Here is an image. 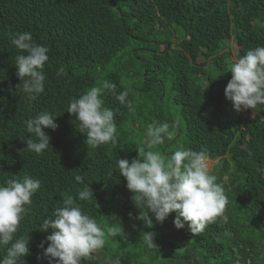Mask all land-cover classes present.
I'll return each instance as SVG.
<instances>
[{
	"label": "trees",
	"instance_id": "16d2710c",
	"mask_svg": "<svg viewBox=\"0 0 264 264\" xmlns=\"http://www.w3.org/2000/svg\"><path fill=\"white\" fill-rule=\"evenodd\" d=\"M25 31L50 49L45 90L34 101L19 85L10 43L11 33ZM258 46L264 0H0V184L25 174L41 181L16 234L28 238L24 264H49L47 243L39 246L50 232L40 224L84 185L93 199L76 200L82 211L101 228H122L113 248L82 264H106L98 252L110 264H264V106L235 113L224 96L232 55ZM103 82L116 84V94L127 89L131 108L105 95L117 144L93 149L66 111L72 98ZM44 111L58 127L43 129L50 147L37 155L24 150L25 122ZM129 121L140 136L128 137ZM160 121L172 136L151 148L147 127ZM180 148L207 152L228 199L223 216L199 234L176 230L175 213L145 228L116 168L142 149L166 158ZM143 232L154 234L156 248L146 246Z\"/></svg>",
	"mask_w": 264,
	"mask_h": 264
},
{
	"label": "clouds",
	"instance_id": "9594fccd",
	"mask_svg": "<svg viewBox=\"0 0 264 264\" xmlns=\"http://www.w3.org/2000/svg\"><path fill=\"white\" fill-rule=\"evenodd\" d=\"M10 43L17 50L14 58L16 76L21 81L22 92L34 101L45 90V64L49 60V47L37 43L30 32L10 34ZM61 68L58 75L63 74ZM231 79L224 96L235 113L248 112L264 106V46L248 50L230 65ZM116 84L103 82L93 86L70 100L67 113L78 122V131L84 135L90 148L117 144V122L112 109L105 107V95L111 93L120 105L131 108L127 89L116 94ZM48 111L25 122L28 139H24V150L42 154L50 147V137L43 129L55 130L58 126ZM169 124L160 121L147 127V143L155 148L171 139ZM23 139V138H22ZM205 150L194 151L180 148L165 158L160 151L141 150L136 158L116 161L119 176L126 181L132 194L131 200L139 214L137 220L145 228L153 222L162 224L171 213H175L173 225L176 230L187 228L191 234H199L218 217H222L228 203L223 186L210 170ZM214 165V164H213ZM213 167V166H212ZM74 180L83 184L84 177L76 175ZM41 181L25 174L22 179H9L0 184V264H24L23 257L29 255L28 238H17L26 206L31 205L33 195L40 189ZM93 192L84 185L74 198L69 195L57 207L52 216L40 224L41 232H50L41 242L43 256L49 264H82L106 243V232L96 220L84 213L76 200L90 201ZM121 228V225H120ZM115 224L107 230L108 236H116ZM148 248H156L154 234L143 232ZM40 259V257H38ZM119 264V261H114Z\"/></svg>",
	"mask_w": 264,
	"mask_h": 264
},
{
	"label": "rangeland",
	"instance_id": "374dc122",
	"mask_svg": "<svg viewBox=\"0 0 264 264\" xmlns=\"http://www.w3.org/2000/svg\"><path fill=\"white\" fill-rule=\"evenodd\" d=\"M232 47H233V49H234L235 52H236V45L233 44ZM232 58H233V60H235L234 57H233V55H232ZM109 67H114V62H112V63L109 65ZM124 129H125V128H124ZM126 132H127V134H130V135H128V137H133V135H131V134H137L138 136H140V135H139L138 128H135V127L133 126L132 121L127 122ZM134 140L137 141V140H138L137 137H134ZM166 158H167V157H166ZM208 164H209V166H210V170H211V169H212V166H213V164H214V162H208ZM109 227H110V225H105L104 228H102V230H104V231L106 232V243H105V245L101 248L104 252L106 251V249H108V248H110V247L113 246V245H112L113 242H114V244H115V242L117 243L118 238H119L117 235L114 236V237H112V236H108V235H107V230H108ZM117 227L120 228V224H118ZM121 228H122V227H121ZM119 234H120V233H119ZM112 248H113V247H112ZM96 257L100 260V262L105 263V261H106V264H110V261H108L107 259L104 260L103 258H100V257H101V253H99V252L96 253Z\"/></svg>",
	"mask_w": 264,
	"mask_h": 264
},
{
	"label": "water",
	"instance_id": "95a60500",
	"mask_svg": "<svg viewBox=\"0 0 264 264\" xmlns=\"http://www.w3.org/2000/svg\"><path fill=\"white\" fill-rule=\"evenodd\" d=\"M195 264V263H194Z\"/></svg>",
	"mask_w": 264,
	"mask_h": 264
}]
</instances>
